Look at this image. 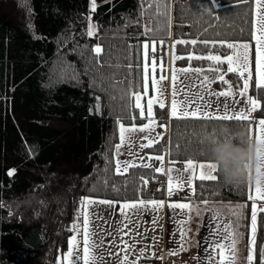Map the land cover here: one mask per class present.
<instances>
[{
    "label": "trees",
    "instance_id": "obj_1",
    "mask_svg": "<svg viewBox=\"0 0 264 264\" xmlns=\"http://www.w3.org/2000/svg\"><path fill=\"white\" fill-rule=\"evenodd\" d=\"M149 0H0V264H57L68 250V231L81 197L115 201L161 199L163 176L136 167L114 174V146L119 143L117 120L126 126L138 110L129 107V94L142 91L138 46L147 38L144 26L157 29V40L251 42L252 6L240 0H158L171 16L149 19L155 10ZM88 17L96 33L87 35ZM138 21V23H137ZM103 51L97 55L93 49ZM209 53L225 56L226 46L197 43L176 45L175 54ZM158 56V55H157ZM165 58V53L162 56ZM252 57V67L254 65ZM132 65L129 69V65ZM177 67L207 68L211 61L176 60ZM223 69L225 80L239 89L235 73ZM250 87L248 95L261 100L253 118H264V91ZM228 85L220 80L212 90ZM167 134L147 153H167L182 167L188 158L212 160L211 134L237 121L170 119L166 107H154ZM146 120H135L136 125ZM15 170L13 175H8ZM140 176L148 179L140 183ZM194 181L191 199L216 203H246L247 183L227 185ZM107 181V184L105 183ZM153 186H159L156 191ZM142 189V190H141ZM118 205V204H117ZM256 262L264 246V213L258 215Z\"/></svg>",
    "mask_w": 264,
    "mask_h": 264
},
{
    "label": "snow or ice",
    "instance_id": "obj_2",
    "mask_svg": "<svg viewBox=\"0 0 264 264\" xmlns=\"http://www.w3.org/2000/svg\"><path fill=\"white\" fill-rule=\"evenodd\" d=\"M243 4L251 3L252 6V30H251V42L255 44V58H254V73L255 81L254 88L256 91H264V0H240ZM155 10L149 15V19H155L163 16L165 19L166 27H170L171 16L166 10L167 7L162 9L158 0H149L147 8L142 7V15L146 14L149 9ZM96 0H91V10L96 11ZM88 29L87 35L93 36L96 33V28L91 23V17H88ZM138 23V21H137ZM152 27L145 25L143 35L147 38L138 46L140 55V61L138 67L140 69L141 89L140 92H131L129 94V107L138 110L135 115H131L132 124L126 126L121 120H117L118 132H119V144L114 146V155L112 161H114V174L125 175L129 169L142 167L144 169H151L153 173H160L167 175L168 178V195L172 196L173 192L177 189L182 190L185 185L195 192L194 181H216L218 179L217 173L219 169L212 162V160L198 161L192 158H188L184 162L183 169H176L175 167H164L165 156L151 155L147 157L149 162H144L142 157H139V152L133 149L138 147L140 151L145 148H151L156 144H159L164 139L163 133H156L157 126L168 130V124L159 123L154 112V105H157L160 109L166 107L168 97L166 92L168 89L163 84V81L170 79L171 85V100L170 111L168 113L170 119H203V120H221V121H237L245 125L249 139L253 140L256 145L255 151V181L253 182L252 176V164L249 161L246 164L248 171V200L251 201V214L249 225V245L248 254L245 259V264H255L256 262V233L258 224V215L264 213V206H260L264 203V118L255 120L253 114L260 111L262 108L261 100L248 95L250 87L253 86V68L252 59L250 55V42H227V41H197L196 39H176L172 45V63L176 60L192 59L207 60L212 62L209 70L222 73L223 69L220 66L227 64V72L235 73L238 76L240 82L238 93L233 91V86L227 80L224 79V75H218V79L224 84L228 85L227 90L215 93L217 98L225 97L231 98L232 103L240 105L238 109L231 108L229 104L225 103L223 109H217L215 112L209 111L210 104L205 99V94L208 92L209 86L213 81H210L207 76H203V79L199 83L195 81L185 84L180 79L181 74H186L189 71H195L201 73V68L192 69L191 66L176 70L174 67L171 71V76L161 74L157 77V71L164 73L166 71L164 61L162 57H158L157 46L161 48L165 45V40H157L155 38V31ZM197 43H202L206 48L211 45L215 48L217 44L221 47H227L231 50V53L225 56L209 53L208 55H195L194 52H189L185 57L183 55H176V45H191L193 48ZM94 53L99 55L103 49L97 45L93 49ZM159 61V63H158ZM129 69L132 65L130 64ZM185 79H188L185 76ZM151 87L152 94L149 95V88ZM195 87L196 91L192 92V88ZM239 95L243 99L241 103L240 99H236ZM183 96V99L179 97ZM143 101V102H142ZM146 120L147 122L141 125H136L135 120ZM138 133H144L143 136ZM208 139L212 145L219 143H228L233 140L230 135H215L211 134ZM143 141H147L144 143ZM127 148V154L130 159L121 160L119 157L123 155L121 148ZM160 161L159 167H154L151 161ZM170 164L174 165L176 161H170ZM15 170H10L8 175H13ZM140 183L142 185L148 184V179L144 176H140ZM107 184V181L105 180ZM142 190V189H141ZM205 205L208 201H203ZM119 204V211L123 218L122 227L118 230L119 244L117 245L118 251L115 253L108 252L109 256L115 255L118 264H138L142 258H151L155 255L154 252H150L149 246H145L142 249H136V244L140 241L135 240L132 236V229L129 228L131 224L133 228L138 227L139 217L144 212H159L165 206L164 201L157 200H144L138 198L133 201H115L107 199H95L91 197H81L79 201V207L73 224L69 227L68 231L73 235L68 240V251L64 256V264H97V260H104V256L97 257L96 250L104 249V241L96 240L100 225L93 226L92 217L96 216L95 211L92 209L94 206L109 205L115 207ZM168 207L171 208L177 217H183L182 219L175 220L179 231V248L172 249L168 255H176L180 251L186 250V243L190 242L188 238V229L184 225L191 219L190 213L194 211V206L190 203H169ZM179 209V212L175 210ZM212 213L210 218L211 227L209 236L205 239L204 248L205 255L203 257L204 264H237L238 262V249L239 233L236 229L239 228V224L233 226L231 221H226L223 218L222 213L219 210L206 209ZM229 211L232 215L239 217L235 209L230 208ZM200 213L197 212V215ZM133 217H136V222L133 221ZM153 225L157 223L156 220L152 221ZM125 229H128L125 231ZM111 234V233H109ZM137 236H142L137 232ZM173 235H176L173 233ZM129 237L125 240L124 237ZM80 237V239H78ZM199 243V242H197ZM134 257V258H133ZM163 259V257H159ZM260 264H264V246H261L259 250ZM59 264V261L57 262Z\"/></svg>",
    "mask_w": 264,
    "mask_h": 264
},
{
    "label": "crops",
    "instance_id": "obj_3",
    "mask_svg": "<svg viewBox=\"0 0 264 264\" xmlns=\"http://www.w3.org/2000/svg\"><path fill=\"white\" fill-rule=\"evenodd\" d=\"M172 41L170 39L169 43L167 45H164L162 48L160 45L157 46V53L164 52L165 51V58H164V65L166 71L164 73H161L158 69L157 71V77L161 74L168 75L169 77L171 76V71L173 69V63L171 60L172 57V49H171ZM250 48L252 53L253 59L255 58V44L254 42H250ZM159 63V61H158ZM254 63V62H253ZM254 67L255 64L253 65V76L255 78V73H254ZM181 68H186V67H181ZM185 76L188 77V79H185ZM203 74H198L196 72L193 73H186V74H181L180 79L184 81L185 84H189L190 82L195 81L196 83H199L200 80L203 79ZM209 80L211 79L210 76H208ZM163 84L165 87L168 89L166 92V96L168 97V101L166 102V110H167V115L170 111V100H171V85H170V79L163 81ZM228 88V87H227ZM227 88L223 90H212L209 86L208 92L205 94V99L208 101L210 104L209 111L215 112L217 109L222 110L223 105L225 103L229 104L231 108H236L238 109L240 105H236L232 103L231 98H225V97H219L215 95V93H219L221 91L227 90ZM238 90L233 89L235 93H238ZM196 88H192V92H195ZM152 94L151 87L149 88V95ZM180 99H183V96L179 97ZM236 99H240L241 103H243V99L239 97V95L236 96ZM143 102V101H142ZM157 105H154V107ZM169 117V115H168ZM258 120V119H256ZM168 131V130H167ZM167 131L165 129L157 126L155 129L156 133H163L165 136L167 134ZM138 135L143 136L144 133H138ZM144 143H147V141H143ZM120 143V141H119ZM118 143V144H119ZM148 149V148H145ZM143 149L140 151L138 147L134 148V151L139 152V157H142L144 159V162H149L147 160L148 156L151 155H160V154H151L147 153ZM123 155L119 157L121 160H126L130 159V157L127 154V148H121L120 150ZM165 156L164 159V167L167 169L168 167H175L176 169H183L184 165L182 167L177 166L176 164L172 165L170 164V160L167 157V153L163 152L161 153ZM154 167H159L160 166V161L158 160H153L151 161ZM159 175L163 176V196L161 199H154L157 201H164L165 206L159 210V212H144L140 215L139 221H138V227L133 228V226L130 224L129 228L132 229V236L134 237L135 240L140 241L139 243L136 244V249H142L146 245L149 246L150 252H154L155 255L152 256L151 258H142L139 260L138 264H163V260L169 259L173 257L174 259H169L165 264H204L203 257L205 255L204 248L206 247L204 241L205 239L209 236L211 227L214 225L210 224V218L212 213L210 211H206V209H213V210H219L222 215L224 220L226 221H231L233 223V215L229 211L230 208H236L235 205L231 203H216V202H210L208 201V204L205 205L203 201H196L191 199L193 195V191L191 188H189L187 185L184 186L182 190H175L173 192L172 196L168 195V178L167 175L165 174H160ZM253 175L255 176V171L253 172ZM255 180H253L254 182ZM181 195L182 199L176 198L175 196ZM190 203L194 206V211L190 213L191 219L184 225L186 229H188V238L189 241L186 243V250L180 251L176 255H171L169 256L168 253L172 249H177L179 248V231H178V226L175 223V220L177 219H182L183 217H177L174 213V211L168 207L169 203ZM260 206H264V203H261ZM238 209L241 213L243 212L244 216L246 213V216L248 218L250 217L251 214V205H250V212L244 213V210L241 209V207ZM95 211L96 216L100 213L101 216H99V220L101 224L97 221H93V223L100 225L99 232L97 236L95 237L96 240H103L104 241V249H97L96 250V255L97 257L103 255L104 260L100 261L99 259L97 260V264H118L117 258L115 255L109 256L108 252L115 253L119 249L117 245L119 244V239H118V230L122 227V216L119 211V204L116 205L115 207L109 206V205H99V206H94L92 209ZM246 210V207H245ZM176 212H179L180 210L177 209L175 210ZM197 212L200 214L197 215ZM92 217V220L95 219V217ZM156 220L157 223L153 225L152 221ZM104 221V223H103ZM133 221L136 222V217H133ZM94 225V226H95ZM128 229H125L127 231ZM139 232L142 234V236H137L136 233ZM111 233V234H109ZM175 233L176 235H173ZM241 236L245 237L247 236V233L242 231ZM80 239V237H78ZM125 240H128L129 237L125 236ZM241 240L239 239V243L237 245L238 249V262L237 264H245V259H244V249H246V246H244L243 242H240ZM199 242V243H197ZM242 243V244H241ZM241 245V246H240ZM68 251V250H67ZM65 254H63L64 256ZM159 257H163V259H160ZM134 258V257H133ZM79 264H82V261L79 262Z\"/></svg>",
    "mask_w": 264,
    "mask_h": 264
},
{
    "label": "clouds",
    "instance_id": "obj_4",
    "mask_svg": "<svg viewBox=\"0 0 264 264\" xmlns=\"http://www.w3.org/2000/svg\"><path fill=\"white\" fill-rule=\"evenodd\" d=\"M219 134L230 135L233 140L212 146V162L218 167L225 184L242 185L247 183L249 169L246 164L249 161L252 164V171H255V142L249 139L247 131L243 128L232 131L228 127H223ZM255 179L256 177L253 175L252 180Z\"/></svg>",
    "mask_w": 264,
    "mask_h": 264
},
{
    "label": "rangeland",
    "instance_id": "obj_5",
    "mask_svg": "<svg viewBox=\"0 0 264 264\" xmlns=\"http://www.w3.org/2000/svg\"><path fill=\"white\" fill-rule=\"evenodd\" d=\"M90 10H91V0H90ZM91 12H92V10H91ZM91 23L94 25V27H95V24L91 21ZM96 28V27H95ZM250 55H251V59H252V53H250ZM223 57V56H222ZM173 67L176 69V70H179V69H183V68H181V67H177V66H175L174 64H173ZM186 68H188V67H186ZM192 69H195V68H192ZM210 69V67H207V68H203L202 69V72L200 73V74H203L204 76H210V81H215V80H219L218 79V75H220V74H223V73H218V72H216V71H212V70H209ZM193 72H195V71H189L188 73H193ZM224 75V74H223ZM224 79H225V77H224ZM231 204H233V205H235V207L236 208H234L238 213H240V215H239V217H237V216H234L233 215V226H234V228H235V225L238 223L239 224V228L238 229H236L237 231H238V233H239V237H240V242H243V244H244V246H246V249H244V259H245V257L247 256V254H248V245H249V225H250V217L248 218V216H246V213H245V207H246V203H244V202H238V203H231ZM237 207H241V209L242 210H244V213H245V216H244V214H243V212L241 213L238 209H240V208H237ZM99 216H101V214L99 213L96 217H95V219L93 220L94 222L95 221H97V223L99 222L100 224H101V222L100 221H98L99 220ZM103 223H104V221H103ZM95 225V223H93V226ZM242 231H244V232H246L247 233V236H246V238L245 237H243V236H241V232ZM79 239V238H78ZM242 244V243H241ZM241 246V245H240ZM67 254V252L65 253V255ZM64 255V256H65ZM64 256H61L58 260H57V262L59 261V264H64Z\"/></svg>",
    "mask_w": 264,
    "mask_h": 264
},
{
    "label": "built area",
    "instance_id": "obj_6",
    "mask_svg": "<svg viewBox=\"0 0 264 264\" xmlns=\"http://www.w3.org/2000/svg\"><path fill=\"white\" fill-rule=\"evenodd\" d=\"M165 51L164 52H160L158 53V57H162L164 55ZM159 186H153V190L156 191L158 189ZM176 198H179V199H182V196L181 195H178V196H175ZM170 260L171 259H174L173 257L169 258ZM169 259H166V260H163V264H165Z\"/></svg>",
    "mask_w": 264,
    "mask_h": 264
}]
</instances>
